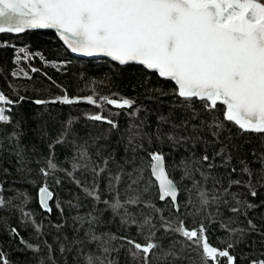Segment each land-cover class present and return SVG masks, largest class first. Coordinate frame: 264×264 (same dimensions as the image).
<instances>
[{
    "label": "snow or ice",
    "instance_id": "1",
    "mask_svg": "<svg viewBox=\"0 0 264 264\" xmlns=\"http://www.w3.org/2000/svg\"><path fill=\"white\" fill-rule=\"evenodd\" d=\"M37 29H54L72 53L109 57L121 66H143L175 85L170 92L147 88L148 99L171 95L180 102L172 104L173 111L180 110L179 119L160 115L155 129L145 131L151 126L146 120L137 119L142 108L136 106L135 99L118 93L98 95L93 90L92 95L70 97L64 90L62 96L33 101L35 105L87 103L95 106L100 111L85 114V118L107 124L110 132L121 131L119 122L110 118L120 112L105 116L106 106L131 110L127 114L133 118L120 137L128 154L124 161L128 167L118 164L115 171L110 167V162L114 161L111 153L107 157L101 155L103 145L98 141L103 137H90L98 158L93 159L89 140L79 142L80 138L72 130V120H67L56 138L48 143L46 166L39 169L44 177L37 189L40 208L51 214L54 205L63 215L64 208L48 183L49 177H53L55 184L61 183L56 176L58 172L74 183L86 198L96 205H104L102 210L94 208L86 217H74V223L79 225L74 230L83 231L84 235L70 243H59L61 256L75 252L76 264L81 261L83 264H119L113 253L118 255L127 246L130 264H180L191 259L190 251L195 248L199 250L201 264H237V257L230 250L245 243L253 233L264 238V227L253 218L256 209L264 206V200L254 203L247 198H257L264 191V152L257 154L253 150L251 161L241 158L239 167L231 166L230 147L221 143L212 157L206 151L199 157L193 153L169 166L164 146L175 151L190 142L193 148L203 142L207 147L209 142L203 140L202 132L207 130L219 142L221 132L228 130L229 124L237 127L241 134L264 135V0H0V34H21ZM19 53L23 55L16 56L17 65L31 59L25 48H20ZM40 58L44 59L42 55ZM51 66L56 68L57 64L53 62ZM38 71L35 67H30L29 71L18 67L11 75L31 80L30 72ZM25 100L26 97L18 93L13 100L0 91V124L13 125L9 139L17 145L23 133L19 120L13 124L12 111ZM197 101L199 110L194 107ZM204 114L211 119H204ZM197 120L199 123H194ZM164 125L169 126L167 131ZM46 136L45 131L42 139ZM57 145L76 149L70 170L58 165ZM17 157L23 169V153L18 151ZM217 157L220 167L231 166L227 186L220 177L212 175ZM172 171H179L178 179L173 178ZM77 173L90 176L91 183L77 178ZM101 180L106 182L104 191L110 198H102ZM182 182H187L185 207L193 209L189 214L204 216L197 227L189 228L184 220L172 215L166 217L162 208L145 199L154 187L159 201L170 203L172 211L179 213ZM233 188L245 191H233ZM14 199H19L20 203L15 204ZM29 199L26 192L13 199L0 195V209L18 210L22 222L30 223L39 237L42 226L33 218V213L25 209ZM67 204L78 207L72 201ZM211 208L215 210L209 211ZM103 212H110L113 219L118 218L121 226H135L137 236L144 243L112 232L98 234L96 226L103 222ZM204 220L219 223L227 234L225 248L218 249L209 243ZM55 227L62 228L63 224ZM7 231L11 239L19 241L21 254L42 251L39 244L26 240L16 227H9ZM175 235L182 240L176 241ZM165 240L169 241L167 246ZM43 243L47 257L40 258L38 264H57L56 249L46 240ZM93 247L96 251H85ZM0 264H11L2 249ZM25 264L29 262L25 260ZM248 264H264V259H250Z\"/></svg>",
    "mask_w": 264,
    "mask_h": 264
},
{
    "label": "trees",
    "instance_id": "2",
    "mask_svg": "<svg viewBox=\"0 0 264 264\" xmlns=\"http://www.w3.org/2000/svg\"><path fill=\"white\" fill-rule=\"evenodd\" d=\"M20 48H25L28 51L31 59L21 62L20 65L15 63L16 56L23 55L19 53ZM39 54V55H37ZM43 56L42 60L40 56ZM45 61L48 64H45ZM56 63L57 67L51 66ZM18 67H23L26 71L30 67L38 68L40 71L31 73V80L16 79L11 73ZM46 74V75H45ZM50 78V79H49ZM147 88H162L166 92H170L174 86L170 81L162 80L155 73L147 72L143 68L135 65L118 66L109 60H81L72 57L67 50L62 46L55 35L50 31L44 32H25L20 35L0 34V91L5 93L13 100L17 99L18 95L25 96L26 100L22 101L18 106L13 108V124L17 120L21 122L20 131L22 135L19 139V144L15 141H10L9 136L13 131V125L0 124V195L5 199H13L21 192H26L29 196V203L25 206L26 210L33 213V218L42 226V234L37 237L31 224H25L21 220V215L18 210L11 208L0 209V249L7 255L11 264H25V260L29 264H38L40 258L47 257V248L44 246L46 240L56 249L54 256L57 264H76L75 252L67 253L61 256L58 250L59 243H70L78 236L83 237V231L76 232L74 228L79 225L74 223V217H86L87 214L94 208L102 210L104 205H96L92 200L86 198L83 192L76 187L62 172L56 173L61 180L59 185L55 184L53 177L48 178V183L51 190L55 193L56 198L60 200L64 212L63 215L53 205L51 214L45 213L38 205L37 189L44 181L39 169L45 167V158L49 155L48 143L54 140L60 131L62 125L67 120H72V130L80 138L79 142L89 140L90 154L93 159H98L95 156L96 148L91 146L90 137H103L98 143L103 145L102 156L107 157L109 153L114 157V161L110 162V167L115 171L117 165H124L127 155L124 152V144L121 142V133L132 122L133 118L127 113L131 110H117L110 106H106L103 115L110 116V113L120 112L119 115H111L110 118L115 119L120 124V132L109 131V126L103 122L90 121L85 118V114L97 113L100 109L87 103H79L73 105L49 104L35 105L36 99L50 100L57 96H62L64 90L70 97H84L93 94V90L98 95L111 96L113 93H118L120 96L136 100V106L141 107L137 119L146 120L151 127L145 131H152L157 125V118L160 115L172 116L174 119L180 118V110L173 111L172 104H179V100L174 96H159L156 99H148L149 93ZM194 107L199 110L200 103H194ZM222 108V106H219ZM146 109L147 111H144ZM220 114V113H217ZM203 118L210 120L208 114H204ZM199 123V120L194 121ZM168 125H164L165 131L168 130ZM47 136L42 139L44 132ZM203 140L208 141L207 147L203 142L196 143L193 148L191 142L185 146L179 147L175 151H171L167 145L164 150L167 155V163L171 166L173 161H179L181 158L195 154L197 157L207 154L212 157L219 150L220 144L229 145L233 155L231 166L239 167L238 161L241 158H246L249 161L253 159L251 153L253 150L257 154L264 152V135L254 133L241 134L237 127L228 125V130L222 131L220 141L213 139L211 134L205 130L202 132ZM71 140V137L69 138ZM147 146V145H146ZM23 153V169L17 163V152ZM76 149L74 147L66 148L63 145H57L55 148V159L61 168L70 170L71 157ZM143 155V153H141ZM217 167L212 170L213 176H218L223 180L225 186L229 179V168L220 167V158L215 161ZM128 167L127 165H124ZM258 167V165H253ZM5 169L8 171L5 172ZM128 170H131L128 168ZM171 171V169H170ZM148 173H145L147 176ZM179 171H172V176L175 179L179 178ZM237 174H233L236 178ZM77 178L91 183L90 176H82L77 173ZM199 179V176L197 175ZM185 183H180V195L178 197L180 203V212L172 211L170 203H161L158 200L156 188L145 195V199H150L153 203L164 210V215L167 217L172 215L177 220H184L185 225L189 228L197 227L204 216L199 214H189L193 209H186L187 192L185 191ZM106 182L100 181L102 198H110L104 191ZM190 187V184L188 185ZM233 191L244 192V189L233 188ZM254 203H259L264 200V191L260 192L257 198L247 197ZM22 199V197H21ZM72 201L78 207H69L67 202ZM15 204H19V199H14ZM135 211V209H133ZM214 208L209 211H214ZM225 215L228 213L225 212ZM250 215H252L250 213ZM264 206L256 209L253 216L255 222L264 227ZM103 221L96 226V232H112L117 235L127 236L130 239H136L141 243L144 240L136 234L135 226L124 227L119 223V219H113L110 212H103L101 216ZM243 221L244 218L241 217ZM207 227V236L209 243L218 249L226 247L224 241L227 234L221 229L219 223H209L204 220ZM246 223V221H245ZM63 224L62 228H56L55 225ZM16 227L20 234L29 242L39 244L42 251L39 254L27 253L21 254L18 240H13L9 237L7 229ZM87 228V225H85ZM67 238V241L65 240ZM176 241L182 240V237L175 235ZM167 246L169 241H164ZM179 247V244H177ZM96 251L93 247L85 249V251ZM231 254L237 257V264H248L250 259H264L261 253H264V238L253 233L248 237L245 243L240 244L236 248L230 250ZM113 256L118 259L119 264H130V257L127 253V246L122 248L117 255ZM191 259L181 261L180 264H201L199 250L193 248L190 251ZM247 257V258H244ZM81 264L83 262L81 261Z\"/></svg>",
    "mask_w": 264,
    "mask_h": 264
},
{
    "label": "water",
    "instance_id": "3",
    "mask_svg": "<svg viewBox=\"0 0 264 264\" xmlns=\"http://www.w3.org/2000/svg\"><path fill=\"white\" fill-rule=\"evenodd\" d=\"M44 32V31H50L52 32L55 37L59 40V42L62 44V46L65 48V50L68 51V53L72 56V57H75V58H79L81 60H92V61H95V60H103V59H106V60H109L110 62L118 65L117 63L111 61V59L109 57H104V56H86V55H83V54H79V53H72L70 49L67 48V46L63 43V41H61L58 37V35L55 33V30L54 29H37V30H30L28 32ZM5 34H8V33H5ZM23 34V33H21ZM11 35H20V34H11ZM129 65H135V66H139L141 68H143V66L141 65H136V64H129ZM118 66H121V65H118ZM126 66V65H124ZM144 69V68H143ZM145 70V69H144ZM146 71V70H145ZM147 72H150V71H147ZM157 75V74H156ZM158 77V75H157ZM160 78V77H159ZM162 80H164L163 78H160ZM171 82V81H170ZM173 84V86L175 87L174 85V82H171ZM112 108V106H110ZM114 109V108H113ZM159 200V199H158ZM39 205V204H38ZM40 207V206H39Z\"/></svg>",
    "mask_w": 264,
    "mask_h": 264
}]
</instances>
